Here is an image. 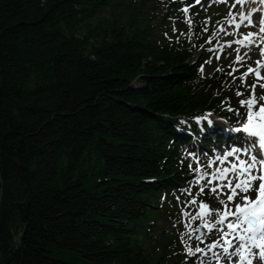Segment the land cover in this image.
I'll return each mask as SVG.
<instances>
[{
    "label": "trees",
    "instance_id": "1",
    "mask_svg": "<svg viewBox=\"0 0 264 264\" xmlns=\"http://www.w3.org/2000/svg\"><path fill=\"white\" fill-rule=\"evenodd\" d=\"M222 5L0 0V264H201L156 221L211 144L181 119L238 121L231 77L192 60Z\"/></svg>",
    "mask_w": 264,
    "mask_h": 264
},
{
    "label": "snow or ice",
    "instance_id": "2",
    "mask_svg": "<svg viewBox=\"0 0 264 264\" xmlns=\"http://www.w3.org/2000/svg\"><path fill=\"white\" fill-rule=\"evenodd\" d=\"M261 2L264 3V0H261ZM195 3L201 4L202 0H195ZM244 3L245 0H235V4L232 7L235 8L236 4L243 5ZM190 7L191 5L184 7L182 12L185 14L189 13ZM253 12H249L246 15L243 11H239L236 14L239 16V21L237 22L236 15L230 11L228 14L230 19L227 20V24L229 26L234 25L235 32H226L224 26L218 29L220 33L238 35L240 37L227 42V48L229 49L234 44L240 45V47L234 49L236 52L234 63H240L244 60V57L249 55L247 52L243 56L240 55L241 48L253 45L260 49L261 56L264 57V19L260 21L261 26L257 32L249 31L246 34L240 32L242 25L245 27L254 26L252 20ZM208 43L210 44L211 40ZM209 51L212 50L209 49ZM207 62L211 63L210 60ZM255 64V67L251 65L247 66L246 71L238 79L243 81L250 74H254L258 79H264V77H261V69H264V63L257 60ZM199 70L201 72L204 71L203 64L199 66ZM216 71L219 72L222 69L217 68ZM238 71L239 69L233 68L227 75L232 76L233 73ZM260 87L264 88V84H261ZM256 88L257 85L255 83L252 84L251 95L239 100L240 110L228 109V111L234 112L239 121L244 122L241 127L235 128V131L246 134L248 147L243 148V152L248 157L247 160L242 159L238 155L241 149L232 148L224 152L222 156H217L215 160H208L203 170L200 167L193 168L192 164L188 165L189 169L194 173V179L189 181V187L184 190L191 197L185 203L186 205L208 209L205 214L206 219L201 216L200 212L192 215L191 219H200L209 232L215 230L219 238L214 239L208 245V248L209 250L213 248L222 249L225 264H254V260L256 259L264 262V124L255 129L251 125L256 111L260 114V118L264 119V103H261L264 102V95L260 96L259 100H257L255 94ZM235 95L243 97L245 94L241 91H236ZM201 121H206L209 128L213 126V122L207 116L196 118L198 125ZM197 131L203 133L206 129L197 128ZM233 157H235L234 160L230 159ZM198 163H202V161ZM214 165L227 166L222 168L216 166L212 170ZM201 181H204V183L202 184ZM214 181L222 183H216L213 186ZM192 185H196L199 188V191L195 195L192 193ZM208 186H211V192L215 196L219 197L223 195L226 197V199L221 198L218 200V203L223 206V210L211 208L203 200H200L198 204L197 197H200ZM184 215L189 214L185 213ZM229 217L231 219H228ZM196 231H199V229L197 228ZM197 240H200V237H197ZM201 243H203L202 240ZM255 250H259L258 254ZM202 251L203 249L199 246L195 247L194 251L189 248L188 255L195 257L197 253ZM201 264H203V261H201Z\"/></svg>",
    "mask_w": 264,
    "mask_h": 264
},
{
    "label": "rangeland",
    "instance_id": "3",
    "mask_svg": "<svg viewBox=\"0 0 264 264\" xmlns=\"http://www.w3.org/2000/svg\"><path fill=\"white\" fill-rule=\"evenodd\" d=\"M220 2H223L221 10L218 11V13L215 15V18L213 20H210V12L207 16V23L210 24L211 27H213V31L209 38H207L206 46L196 54L193 55L192 60H196L198 56L207 57V60L204 64V71L203 74L209 76L213 73V71L216 68H221L225 74L227 75L228 72L232 71L233 68L239 69L238 72L233 73L231 77V88L234 91V94L230 97L231 100H234V110H240L239 109V100L242 98H247L251 95V85L256 84V98L259 100V97L264 95V88H261L260 85L264 84V79H258L254 76V74H250L248 77H245L243 81L238 79L240 75L246 71L247 66L251 65L253 67L256 66L255 62L257 60L262 61L264 63V57L261 56L260 49L256 46H249L247 48H241L240 55L243 56L245 52H247L249 55L244 57V60L240 63H234L236 52L234 51L235 48L240 47V45H233L231 49L227 48V42L231 41L235 38H240L238 35H227L226 33H220L218 32V29L221 26H224L226 29V32L233 33L235 32L234 25L229 26L227 24V20L230 19L229 12L231 11L234 15H236L239 11H243L245 14L248 11L249 3L240 5L236 4V7L233 8L232 5L235 4V0H202L201 4H196L195 0H191V3L194 6H197L200 9H205L217 5ZM237 22L239 21V16L236 15ZM264 19L263 14H257L255 13L252 16L253 24L254 26L245 27L244 25L241 26L240 32L247 33L249 31L257 32L260 25V21ZM247 23V22H245ZM211 40V43L209 44L208 41ZM211 49L212 51H209ZM211 61V63H208L207 61ZM228 76V75H227ZM261 77H264V69H261ZM236 91H241L245 95L243 97H237L235 95ZM264 103V102H261ZM201 116H207L209 120L213 122L214 129L210 131L211 133L217 128L222 133H219L220 140L217 141L216 139V133L211 134L208 132L205 136L210 139L211 144L209 145V148L201 147L199 146L198 137H195V142L191 143L186 147V154L190 157L192 160V164L194 167H200L201 170L204 169V166L207 164L208 160H215L217 156H222L224 152H227L231 150L232 148H239L241 149V152L238 153L242 159L247 160V156L243 152V148L248 147L246 135L243 132H234V128L241 127L242 121H237V123L230 124L224 117L218 116L214 113L202 114V115H196L194 118H182L181 122L185 125H183L185 128H187V125L191 123L192 121L196 122L197 117ZM204 122L206 125V121ZM261 124H264V119L260 118V114L258 111L255 112L253 119L251 121L252 127L258 128ZM234 125H237L236 127ZM224 132H227L230 135V142L234 143H225L227 141ZM230 146V147H228ZM233 146V147H232ZM201 148V149H200ZM235 159V157L230 158ZM199 161H202V163H198ZM225 167L227 165H214L213 169L216 167ZM194 174V173H193ZM194 179V175L191 178V180ZM190 180V181H191ZM203 184L204 181H201ZM216 183H222V182H213V186ZM189 187V181L185 184H181L178 188L177 194H175V198L171 200L170 203V212H167L166 217L167 219L171 218L172 222L168 224L166 222V218H160L156 221V227L161 228L164 236H175L178 244H175L174 246H171V252L174 255L177 254L175 251L179 248L180 256L183 253V251L188 250L187 245H191V242L203 241L202 244H205V247L209 244L204 243L209 237L217 235L215 233V230L212 232L208 231V228L205 226L204 223L201 222L200 219L192 220L191 216L195 215L197 212H200L201 216H203L206 219V213L208 211L207 208H198L194 205H186V201L190 200L191 197L188 196L187 192L184 190ZM199 191V188L196 185H192V193L193 195L196 194V192ZM226 199L225 196L221 195L219 197L215 196L214 193L211 192V186H208L205 188V192L200 196L197 197L198 204L200 200H205V204H207L211 208H219L223 210V206L218 203L219 199ZM185 213H188L189 215H184ZM228 219H231L229 217ZM201 225L204 233L200 236V240H197V231L196 229L198 226ZM218 239V238H216ZM231 239V237H229ZM190 242V243H187ZM212 243V242H211ZM203 249V248H202ZM259 250H255V252L258 254ZM247 254V253H246ZM224 253L222 252V249L220 248H213L211 250L203 249L202 252L197 253L195 257H191V259L195 262L203 261V264H225V261L223 259ZM219 257V259H218ZM254 264H264V262L259 261L258 259L254 260Z\"/></svg>",
    "mask_w": 264,
    "mask_h": 264
},
{
    "label": "bare ground",
    "instance_id": "4",
    "mask_svg": "<svg viewBox=\"0 0 264 264\" xmlns=\"http://www.w3.org/2000/svg\"><path fill=\"white\" fill-rule=\"evenodd\" d=\"M247 3H249V11H248V13L249 12H253V10L255 9V11L254 12H262L263 14H264V3H262L261 2V0H245V3L244 4H247ZM253 12V13H254ZM248 13H246V15L248 14ZM236 126V125H235ZM209 128V127H208ZM234 132H236L235 131V129H234ZM208 133V132H207ZM206 133V134H207ZM211 133V132H210ZM213 133H216V139H217V141L218 140H220V138H219V133H222V132H220L219 130H217V128L211 133V134H213ZM205 134V135H206ZM224 135H225V137H226V139H227V141L225 142V143H234V142H230V135L227 133V132H224L223 133ZM204 135V136H205ZM206 137V136H205ZM207 138V137H206ZM207 139H209V138H207Z\"/></svg>",
    "mask_w": 264,
    "mask_h": 264
},
{
    "label": "water",
    "instance_id": "5",
    "mask_svg": "<svg viewBox=\"0 0 264 264\" xmlns=\"http://www.w3.org/2000/svg\"><path fill=\"white\" fill-rule=\"evenodd\" d=\"M198 229H199V231H197V237H200L201 235H203L204 231H203L201 225L198 226Z\"/></svg>",
    "mask_w": 264,
    "mask_h": 264
}]
</instances>
